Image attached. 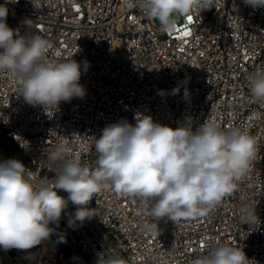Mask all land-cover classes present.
<instances>
[{
    "label": "built area",
    "instance_id": "built-area-1",
    "mask_svg": "<svg viewBox=\"0 0 264 264\" xmlns=\"http://www.w3.org/2000/svg\"><path fill=\"white\" fill-rule=\"evenodd\" d=\"M7 7L9 27L49 41L46 59L81 64L85 89L83 98L46 110L28 104L16 79L0 72V162L20 160L34 185L54 181L57 165L48 156L61 142L68 158L98 170L102 130L122 120L135 126L137 113L173 129L240 128L255 138L257 151L237 189L203 216L156 222L150 203L108 187L88 205L93 217L75 220L77 206L69 202L46 241L28 250L0 247V264H97L105 254L126 264H192L218 244L241 247L264 264V102L247 81L264 65V7L212 0L209 9L179 16L173 31L135 0L132 7L126 0H13ZM253 210L255 223L248 219Z\"/></svg>",
    "mask_w": 264,
    "mask_h": 264
},
{
    "label": "clouds",
    "instance_id": "clouds-1",
    "mask_svg": "<svg viewBox=\"0 0 264 264\" xmlns=\"http://www.w3.org/2000/svg\"><path fill=\"white\" fill-rule=\"evenodd\" d=\"M6 0L0 4V72L17 81V92L30 105L46 110L60 102L83 98L81 64L73 59H46L51 45L39 34L20 35L6 23ZM212 0H135L144 13L157 19L165 31L176 28L177 18L193 9H209ZM129 7L134 0H126ZM253 8L264 0H245ZM25 23L31 27L29 20ZM88 62H84L87 70ZM254 99L264 102V65L247 76ZM133 126L126 120L109 124L96 139L98 170L91 171L77 158H68L69 147L61 142L48 159L57 165L54 181L37 186L26 178V166L18 159L0 162V247L28 250L46 241L69 202L77 206L75 220L94 216L88 207L102 189L140 197L150 203V215L158 222L175 223L205 215L226 195L237 189L256 155V140L240 128L222 130L204 123L193 131L190 124L175 129L137 113ZM15 138V137H14ZM27 141L21 143L24 148ZM59 190L68 194L65 199ZM250 222L258 220L255 210ZM70 224L72 221L69 222ZM97 264H126L119 256L102 255ZM192 264H256L241 247L218 244Z\"/></svg>",
    "mask_w": 264,
    "mask_h": 264
}]
</instances>
